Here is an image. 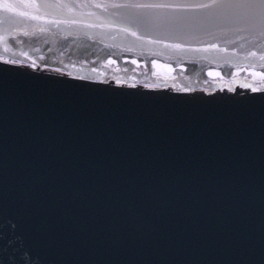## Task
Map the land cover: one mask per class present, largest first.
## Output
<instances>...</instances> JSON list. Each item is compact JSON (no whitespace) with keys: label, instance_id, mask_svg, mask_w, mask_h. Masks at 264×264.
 I'll use <instances>...</instances> for the list:
<instances>
[{"label":"water","instance_id":"95a60500","mask_svg":"<svg viewBox=\"0 0 264 264\" xmlns=\"http://www.w3.org/2000/svg\"><path fill=\"white\" fill-rule=\"evenodd\" d=\"M0 10L218 60L264 58V0H0ZM197 68L189 79L213 73ZM236 72L264 82V70ZM207 88L217 92L0 65V264H264V89Z\"/></svg>","mask_w":264,"mask_h":264}]
</instances>
